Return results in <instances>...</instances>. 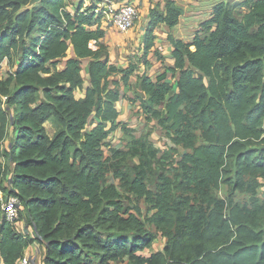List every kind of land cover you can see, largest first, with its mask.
Masks as SVG:
<instances>
[{"label":"trees","instance_id":"1","mask_svg":"<svg viewBox=\"0 0 264 264\" xmlns=\"http://www.w3.org/2000/svg\"><path fill=\"white\" fill-rule=\"evenodd\" d=\"M30 1L0 0V69L17 65L0 79V191L21 200L25 224L20 231L0 204V264H20L33 244L46 247L43 264H264V0L218 3L190 43L168 34L176 83L111 62L96 13L103 0ZM149 14L146 67L156 29L176 27L184 10L166 0ZM85 69L90 86L78 99ZM135 73L132 101L168 133L164 151L119 121V87ZM117 130L123 149L107 143ZM124 195L151 205L156 233ZM158 237L163 251L142 255Z\"/></svg>","mask_w":264,"mask_h":264},{"label":"crops","instance_id":"2","mask_svg":"<svg viewBox=\"0 0 264 264\" xmlns=\"http://www.w3.org/2000/svg\"><path fill=\"white\" fill-rule=\"evenodd\" d=\"M105 0H103L104 2ZM118 4L131 3L138 7L140 12V19L137 22L134 29L129 32L127 35H123L118 33L113 27L106 25V22L103 21L102 17V26L106 30V35L102 40V43L108 46L110 53L111 62L119 68L126 69L130 64H137L140 71H146L148 76L153 80L157 79L158 76L166 74L167 81L176 83L180 78V72L174 71L175 69V59L173 57L174 47L171 42L168 40V34L173 35V37L177 40H182L186 43H190L193 41L195 34L200 29V25L209 20L212 16L213 8L215 5L221 2H231V3H242L245 0H172L175 1L176 4L184 10V15L180 19V23L174 27L169 28L165 24H161L155 31V36L157 38L156 41V53H149L146 60L150 63V66L146 67L144 56V38L146 34V28L150 21L149 10L151 6H155L157 4H161L162 9L164 8L166 0H114ZM88 4L90 3L87 1ZM247 9L243 8L242 11L245 12ZM199 28L197 29V27ZM72 54L71 57H73ZM84 67L87 66L88 60H84ZM64 67V66H63ZM62 67V68H63ZM115 80L120 81V77H115ZM138 81V74L135 73L132 75L130 79V84L136 85ZM90 86V79L88 76V80L84 79V90H78L82 96L79 98H83L85 96L86 89ZM122 97L118 104L125 102V109L129 108L131 110L134 108V105L139 103L138 109L141 114H143L141 109L140 101H132L130 99V103L126 102L124 98L128 95L127 93L131 91V87H126L122 82L119 87ZM77 92V91H76ZM78 98V99H79ZM145 116V115H144ZM120 118V117H119ZM120 121V120H119ZM121 122V121H120ZM153 122V123H152ZM152 125L160 127L157 121H152ZM162 129V128H161ZM157 133V132H156ZM137 136V134L134 132ZM141 136V135H140ZM137 136V137H140ZM153 135L150 136L152 142ZM169 142L168 140L166 141ZM125 148V146L123 147ZM30 230V229H29ZM31 232V230H30ZM46 253L45 246H39L37 244H33L29 246L25 254L28 255L32 262L31 264H43V257ZM1 260V259H0Z\"/></svg>","mask_w":264,"mask_h":264},{"label":"rangeland","instance_id":"3","mask_svg":"<svg viewBox=\"0 0 264 264\" xmlns=\"http://www.w3.org/2000/svg\"><path fill=\"white\" fill-rule=\"evenodd\" d=\"M79 2V0H68L67 1V5L68 7H72L73 5L77 4ZM88 4V2H86ZM199 28V26L197 27V29ZM73 52L70 50L68 52V57L71 58ZM66 60H63V62L58 66L59 69H62V67L64 66ZM85 65V63H84ZM17 69V65H15L14 67L10 64H8V62H4L1 66L0 69V79H7L12 73H14ZM83 77L85 80H88V75L86 72V69L83 72ZM173 83H175L173 81ZM136 88L135 85L132 84L131 85V91L127 93V97L124 98L126 100V102L130 103V99H136ZM75 96L76 98H79L81 95V93L79 91L75 92ZM139 105V103H137ZM137 104L134 105V108L131 110H128L129 108L125 109V105L126 103L122 101V103L117 104V109L120 112V118L119 120L123 123H126L129 128H131L132 130H134V132L137 134V136L140 135H144L149 133L150 135H153V140H154V144L157 148L161 149V150H166L168 147V143L166 142L167 140L170 141L168 133L161 129V127H157L155 125H152L151 122H148L146 120V117L144 115L141 114L140 110L138 109ZM95 117H92L90 119L93 120ZM47 133L50 136L54 135V128L52 126L51 123H47L45 125ZM91 127V124L89 123L86 131L89 130ZM157 132V133H156ZM135 135V134H134ZM136 136V135H135ZM136 136V137H137ZM11 140L13 139L10 136ZM8 137L4 140V144L7 146L8 144ZM151 140V139H150ZM128 141V138L124 135V133L121 130H117L115 132H113L109 139L107 140V143L109 145H111V147L113 148H120L123 149L124 146H126V143ZM106 152L108 150V148H105ZM180 154L185 153V151L182 148H179ZM108 153V152H107ZM177 156L176 158L180 157ZM161 155V154H160ZM2 162V166L7 168L8 164L6 161H4L3 159L1 160ZM10 177H7V180H9ZM263 186L261 189H259L258 191V196L260 201H264V181H262ZM115 184L119 185V182L116 181ZM120 192H122L120 190ZM228 193V188L226 186H222L221 190L218 192V195L222 198H225L227 196ZM236 200L238 202H240L241 204L247 203L249 200V196L247 194L241 193V192H237L236 195ZM124 203L126 205L127 208H129L130 213L131 214H136L143 222L146 223V227L149 231H151L152 233H156V229L154 226L150 225L147 221V218L150 217L154 212L152 211V207L151 205H149L144 199H140L137 198L133 195H124ZM139 212V213H138ZM21 220L22 217L20 218ZM31 230H33V227H30ZM167 242V239H164L162 237H158L156 239V241L153 243V246L150 249L145 250L143 253H141L142 255L145 256H149L152 253H156L159 251H163L164 246ZM1 259V258H0ZM1 262V260H0ZM119 264H131L128 260L119 263Z\"/></svg>","mask_w":264,"mask_h":264},{"label":"built area","instance_id":"4","mask_svg":"<svg viewBox=\"0 0 264 264\" xmlns=\"http://www.w3.org/2000/svg\"><path fill=\"white\" fill-rule=\"evenodd\" d=\"M102 14L106 25L113 27L118 33L127 35L136 26L140 19V12L137 6L131 3L118 4L114 0H105L96 10ZM6 100V98H5ZM0 204L2 213L8 221L17 224L20 231L25 228L24 222L20 221L21 213L24 211L21 200L15 195L6 196L0 191ZM31 230V228H29ZM35 237L34 231L31 230ZM32 259L25 254L20 264H31Z\"/></svg>","mask_w":264,"mask_h":264},{"label":"water","instance_id":"5","mask_svg":"<svg viewBox=\"0 0 264 264\" xmlns=\"http://www.w3.org/2000/svg\"><path fill=\"white\" fill-rule=\"evenodd\" d=\"M43 0H31L30 3L28 4V9H31L37 5H39Z\"/></svg>","mask_w":264,"mask_h":264}]
</instances>
